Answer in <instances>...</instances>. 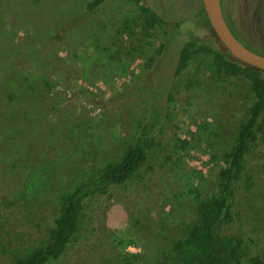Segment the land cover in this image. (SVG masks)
<instances>
[{"label":"rangeland","instance_id":"1","mask_svg":"<svg viewBox=\"0 0 264 264\" xmlns=\"http://www.w3.org/2000/svg\"><path fill=\"white\" fill-rule=\"evenodd\" d=\"M95 1L0 0V264L42 247L62 196L120 160L153 89L164 112L152 147L124 190L82 203L57 264L154 262L217 194L255 100L250 80L224 74L222 61H237L207 21L192 19L188 0H173L175 23L166 24L147 23L140 0ZM230 20L264 47V0H235ZM193 33L195 53L174 75L175 52ZM9 90L28 97L27 129L8 116ZM232 213L222 232L244 245L240 264H264V132L245 156Z\"/></svg>","mask_w":264,"mask_h":264},{"label":"trees","instance_id":"2","mask_svg":"<svg viewBox=\"0 0 264 264\" xmlns=\"http://www.w3.org/2000/svg\"><path fill=\"white\" fill-rule=\"evenodd\" d=\"M99 2L96 0L92 5L96 6ZM198 8L201 18H204L202 7ZM145 10L151 18L147 23H154L156 17ZM224 18L229 26L225 14ZM203 24L206 25V19ZM196 46L194 33L180 45L175 52L174 75L184 69L195 53ZM244 46L264 56V47L256 51L245 44ZM222 68L227 76L250 80L255 100L248 110L247 119L240 128L235 144L224 157V166L217 179V194L199 202L195 220L185 226L182 237L175 240L169 249L150 264H240L244 259L245 250L241 240L225 236L222 230L233 222L234 193L245 156L257 137L264 132V81L259 78L260 71L238 62L224 60ZM164 83H167L166 80ZM27 99L23 94L18 95V92H5V101L10 105L13 103L8 116L20 123L23 130L28 128L30 119ZM149 100L148 114L138 127L133 143L120 160L105 167L98 176L80 182L72 191L62 196L60 213L54 219L53 229L44 245L27 254L17 264H57L76 231L82 203L91 197L105 196L111 190H124L127 181L143 163L147 151L152 147L154 134L163 118V93L153 89ZM245 261V264H260L257 257Z\"/></svg>","mask_w":264,"mask_h":264},{"label":"water","instance_id":"3","mask_svg":"<svg viewBox=\"0 0 264 264\" xmlns=\"http://www.w3.org/2000/svg\"><path fill=\"white\" fill-rule=\"evenodd\" d=\"M151 7L149 0H143ZM206 21L222 48L238 63L264 73V56L258 55L241 45L228 30L218 0H200Z\"/></svg>","mask_w":264,"mask_h":264},{"label":"flooded vegetation","instance_id":"4","mask_svg":"<svg viewBox=\"0 0 264 264\" xmlns=\"http://www.w3.org/2000/svg\"><path fill=\"white\" fill-rule=\"evenodd\" d=\"M149 1H150V4H151V7H147L145 5V2L143 0H140L141 4L145 7V9H147L151 14H153L156 17L157 21L162 22L163 24L169 23V21H173V22L175 21L174 20V14H173V12H175V8H174L175 7V3H174L173 0H149ZM218 3H219V7H220L222 18H223L228 30L232 34V36L241 45L244 46V44H245L249 48H252V49H254L256 51H260L261 48H263L262 46H260V49L250 46L244 39L239 37L238 34L233 29V25H232L231 20H230V8L235 3V0H218ZM187 5H188L189 9L191 8V9L197 10L199 12V14L197 16L193 17L192 19H196V20H200V21L202 19H204V20L206 19L205 15H204V18H201V12L199 11V8H198L199 6L202 7L200 0H188V4ZM224 14L228 17L229 26L227 25V23L225 21ZM180 20H183L184 23H186V22H188V23L192 22L193 23L192 20L186 19V17H182V19H180Z\"/></svg>","mask_w":264,"mask_h":264}]
</instances>
